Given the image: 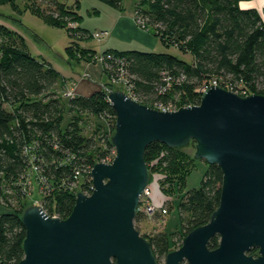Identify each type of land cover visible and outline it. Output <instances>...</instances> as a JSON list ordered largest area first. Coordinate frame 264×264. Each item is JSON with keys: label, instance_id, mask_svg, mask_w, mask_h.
<instances>
[{"label": "trees", "instance_id": "obj_1", "mask_svg": "<svg viewBox=\"0 0 264 264\" xmlns=\"http://www.w3.org/2000/svg\"><path fill=\"white\" fill-rule=\"evenodd\" d=\"M43 1L48 8H26L69 34L73 29L79 39L92 36L89 29L71 24L82 18L73 8L59 0ZM101 1L121 7V0ZM245 1L250 0H144L145 6L137 7L136 19L144 27L152 26L153 34L167 46L187 50L190 62L167 52L107 48L102 51L103 72L110 79L123 73L129 93L149 107L157 101L175 102L172 94L179 96L183 106L198 104L201 91L212 81L241 96L244 92L264 95V22L256 8L241 7ZM12 2L0 0V4ZM15 38L23 43L14 45L11 39ZM71 44L77 48V61H90L96 53L77 42ZM62 80L51 64L30 53L20 33L0 22V205L10 209L0 213L1 264H17L24 255L25 228L20 215L26 207L20 213L13 204L26 196L24 181L32 176L33 168L34 180L42 178L49 185L42 198L43 209L64 219L75 201L71 187L77 183L75 171L84 175L81 192L90 194V169L115 152L108 134L98 140L84 137L79 118L83 114L103 118L113 130L115 111L107 91L102 87L88 96L66 98L56 88ZM65 112L71 116L63 124ZM97 142L107 148L99 156L93 153ZM181 148L150 143L144 151L148 171L155 165L172 168L184 155ZM206 165L199 186L187 190L177 203L184 235L208 222L219 203L221 170L216 164ZM188 173L183 171L184 180ZM160 187L166 192L161 182ZM142 215L138 212L134 221ZM149 241L155 257H163L169 247L168 234L158 231ZM218 243L219 237L214 236L208 247L214 249Z\"/></svg>", "mask_w": 264, "mask_h": 264}, {"label": "water", "instance_id": "obj_2", "mask_svg": "<svg viewBox=\"0 0 264 264\" xmlns=\"http://www.w3.org/2000/svg\"><path fill=\"white\" fill-rule=\"evenodd\" d=\"M107 99L115 111L114 157L94 163L91 193L77 192L66 218L48 215L39 204L22 209L24 255L17 264H158L134 225L150 179L144 151L152 142L179 148L191 141L195 160L221 170L219 203L208 222L167 253L165 264H264V95L241 96L211 84L198 104L172 111L119 89H109ZM214 236L218 246L209 249Z\"/></svg>", "mask_w": 264, "mask_h": 264}, {"label": "rangeland", "instance_id": "obj_3", "mask_svg": "<svg viewBox=\"0 0 264 264\" xmlns=\"http://www.w3.org/2000/svg\"><path fill=\"white\" fill-rule=\"evenodd\" d=\"M60 2L66 3L67 5H72L75 0H59ZM80 2L77 12L82 15V21L79 23L81 28L89 29L90 31H99L100 27H109L112 21V15L118 11V9L103 3L101 0H78ZM15 3V5H14ZM246 4L255 5L259 11L262 21L264 22V0H250L245 1ZM48 8L43 0H13L12 3L0 4V21L4 23L5 26L11 28L15 31L19 29V33L24 37L25 44L30 51V53L39 59H44L49 64H51L57 71L61 74H66L70 71L72 63H76V57H74L77 48L71 46V42H77L79 46L90 48L96 50L93 58L90 61H95L101 67H103L101 60L102 51L107 47H115L120 49H143L147 50L137 43H122L125 40L115 37L114 35L106 36L101 41L96 40L94 37L90 39H79L77 36L71 34L64 27H57L47 24L40 16L31 11L33 9H28L27 7L37 8ZM18 6V8H16ZM138 6H145L144 0H121V9L119 12L124 15H130L135 11V23L137 26L153 30L152 26H142L136 19V10ZM249 7V6H247ZM95 8L98 13L93 14L91 10ZM20 10V11H19ZM70 23V22H69ZM67 23L66 27L70 24ZM75 25V23H71ZM109 35V34H108ZM110 37L111 41H107ZM14 45L18 43H23L18 41V38L14 40L11 39ZM122 41V42H121ZM131 41H136L132 39ZM150 50V49H149ZM155 52H167L173 55H177L179 58L190 62L191 55L187 50L180 51L176 46H166L162 42L156 41L155 47L152 49ZM84 60L81 58L79 63L81 64ZM78 72L79 70H76ZM69 86V84H67ZM103 85L105 91L109 89H119L124 90L123 82L113 81L104 73L100 86ZM64 85L62 81H59L56 85L58 89L59 96H63ZM226 89V88H225ZM230 90V89H228ZM252 94V93H251ZM244 96L250 95L247 92L243 93ZM175 100V105L178 107L183 106V101L178 95H173ZM71 115L65 112L63 124H65ZM81 119L82 135L84 137H93L98 140L101 136L108 134L109 137L112 133L111 127L107 124L106 120L93 115H79ZM104 144L97 142L93 153L95 156H99L100 152L106 151ZM182 154L178 157L172 168H166L165 166H157L149 171L150 179L148 183V188L150 190V200L155 207L164 206L166 212L161 214H155L153 216L143 214L138 222H134L136 229L140 234L145 236H151L158 231H165L169 235V247L176 248L178 246L179 238L184 236L185 230H183L179 223V214L177 209V203L179 198L185 194V192L191 188H196L200 184L202 175L207 167L204 160H195L193 163L191 158L186 155H191L194 152V142L191 141L189 145L184 146L180 150ZM108 152V151H107ZM115 152H109L108 158ZM186 154V155H185ZM193 157V156H192ZM96 162H101L100 160ZM182 169V171H181ZM191 169V170H190ZM189 172L184 180L183 171ZM190 170V171H189ZM35 173L32 174V177ZM84 175L80 173L77 178V183L72 185V191L76 195L77 192L83 191L82 184L84 182ZM184 183L181 185L182 181ZM160 182L162 187L165 189L164 192L160 187ZM173 183V185H172ZM41 188L33 181L28 189V192L24 198H19L16 203H14L13 208H17L20 212L28 203L42 204L43 195L41 194ZM10 209L4 205H0V213L7 212ZM255 254V253H254Z\"/></svg>", "mask_w": 264, "mask_h": 264}, {"label": "crops", "instance_id": "obj_4", "mask_svg": "<svg viewBox=\"0 0 264 264\" xmlns=\"http://www.w3.org/2000/svg\"><path fill=\"white\" fill-rule=\"evenodd\" d=\"M68 6L73 8L77 12V8H79L80 2L78 0H75L72 5H68ZM249 7L256 8L255 5H249ZM243 8H248V7H243ZM116 9H118V11L115 13V15L114 14L112 15L113 19L109 27L107 28V25H106V27L99 28L100 30L108 31L109 33L108 36L114 35L115 37L125 40V42L121 41L122 43H126V42L137 43L139 46H142V47L145 46L147 50L149 49L152 50L155 47L157 40L159 42H162L158 37H156L153 34L151 30L143 29L136 25L134 10H133V13H131L130 15H127V14L124 15L123 13L119 12L121 7L116 8ZM98 11L99 10L95 8L91 10L93 14L98 13ZM81 21H82V18H81ZM81 21L75 22V24L79 26V23ZM0 22L2 23V21ZM17 32L19 33V29H17ZM90 32H93V31H90ZM90 38H92V36L88 38H84V39H90ZM132 39L136 41H131ZM107 41H111L110 37L107 39ZM163 44L166 45L165 43ZM107 48L119 50V48H115L112 46L107 47ZM120 50H123V49H120ZM140 50H143V49H140ZM75 69L79 71L76 72ZM61 75L63 77V80H62L63 85L65 86L64 90L65 88L71 89L76 95L88 96L91 93L98 91L103 87V85L100 86V81L104 75V72H103L101 65H99L95 61H83L81 64L79 63V61H76L75 64L72 63V66L69 72H67L66 74H61ZM67 84H69V86Z\"/></svg>", "mask_w": 264, "mask_h": 264}, {"label": "built area", "instance_id": "obj_5", "mask_svg": "<svg viewBox=\"0 0 264 264\" xmlns=\"http://www.w3.org/2000/svg\"><path fill=\"white\" fill-rule=\"evenodd\" d=\"M140 23V20H137ZM141 24V23H140ZM108 31L106 30H99V31H95L92 32V37H94L96 40L101 41L102 39H104L106 36H108ZM107 58H111L110 55H107ZM104 59V56L102 55L101 60ZM113 81H122L123 85H124V92L127 93L132 99L138 101L136 99V97L132 96L129 91H128V87L129 84L125 81V76L123 73H120L119 75H117L116 77L112 78ZM211 84L213 85H218L216 83V81H212ZM219 86V85H218ZM165 90V89H164ZM162 90V92L164 91ZM75 94L71 89H67L65 88L64 92H63V96L68 98V97H73ZM139 102V101H138ZM154 109L160 110V111H172V110H176L178 108V106L175 105V102H162V101H157L155 102L152 106H150ZM101 162H105V163H109L111 162V160L108 158V156L104 159L101 160ZM91 170V169H90ZM34 173H36L35 168H33ZM90 174V171H89ZM80 175V171L76 170L75 171V178H78V176ZM91 178V177H90ZM35 182L41 189V194L44 195L47 191V189L49 188V185L47 182H44L45 180L41 178L40 182L35 181L34 178L31 177H27L26 180L24 181V189L26 191V194L28 192L29 186L32 182ZM42 206V204H39ZM43 208V206H42ZM44 210V209H43ZM45 211V210H44ZM46 212V211H45ZM138 212L145 214V215H149V216H153L155 214H163L164 212H166L165 207L161 206V207H155L153 205V203L150 200V190L148 188V186L143 190V192L141 193V195L139 196V205H138ZM47 213V212H46ZM48 214V213H47ZM50 215V214H48ZM50 216H56V214H52ZM57 217V216H56ZM1 264V262H0Z\"/></svg>", "mask_w": 264, "mask_h": 264}, {"label": "flooded vegetation", "instance_id": "obj_6", "mask_svg": "<svg viewBox=\"0 0 264 264\" xmlns=\"http://www.w3.org/2000/svg\"><path fill=\"white\" fill-rule=\"evenodd\" d=\"M140 233V232H139ZM142 235V234H141ZM148 242H149V244H150V241H149V238L150 237H152V235L151 236H145V235H142ZM169 236V235H168ZM185 236V235H184ZM184 236H182V237H180L179 238V244H178V246L176 247V248H170V247H168V250L166 251V253L163 255V257H161L160 259H157L156 257H155V255H154V257H155V260H156V262L158 263V264H165V262H166V255H167V253L169 252V251H171V250H174V249H177V248H179V246L181 245V241H182V238L184 237ZM170 238V237H169ZM150 247H151V244H150ZM210 249V248H209ZM151 250H152V248H151ZM252 250V249H251ZM250 250V251H251ZM152 253H153V251H152ZM255 253V254H254ZM249 255H252V256H254V257H256L257 256V249H253V252L252 253H248ZM113 263H114V261H113ZM180 264H189L188 262H187V260H182L181 262H180Z\"/></svg>", "mask_w": 264, "mask_h": 264}, {"label": "bare ground", "instance_id": "obj_7", "mask_svg": "<svg viewBox=\"0 0 264 264\" xmlns=\"http://www.w3.org/2000/svg\"><path fill=\"white\" fill-rule=\"evenodd\" d=\"M242 6H243V7H247V6H249V4L242 3Z\"/></svg>", "mask_w": 264, "mask_h": 264}]
</instances>
